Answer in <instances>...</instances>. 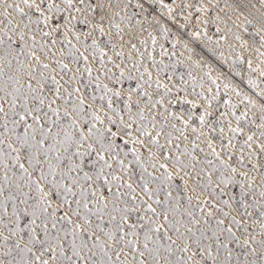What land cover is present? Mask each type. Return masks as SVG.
Listing matches in <instances>:
<instances>
[{"label":"snow or ice","instance_id":"1","mask_svg":"<svg viewBox=\"0 0 264 264\" xmlns=\"http://www.w3.org/2000/svg\"><path fill=\"white\" fill-rule=\"evenodd\" d=\"M0 264H264V0H0Z\"/></svg>","mask_w":264,"mask_h":264}]
</instances>
